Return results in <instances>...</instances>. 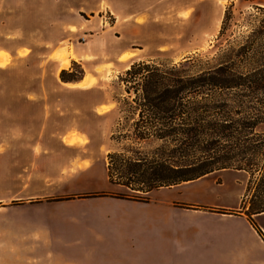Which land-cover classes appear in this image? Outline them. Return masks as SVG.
<instances>
[{
    "label": "rangeland",
    "instance_id": "rangeland-1",
    "mask_svg": "<svg viewBox=\"0 0 264 264\" xmlns=\"http://www.w3.org/2000/svg\"><path fill=\"white\" fill-rule=\"evenodd\" d=\"M229 6L232 20L217 39ZM258 8L264 9V0H0V54L7 58L0 67V264H14L12 247L25 229L50 228L65 242L80 240L59 248L56 259L63 264H87L91 256L79 253L84 250L94 252L91 264L124 257L156 263L165 257L144 246L165 238L167 222L203 226L200 233L210 239L217 237L208 230L216 223L247 224L248 176L231 170L152 191L147 203L84 197L142 196L118 181L114 165V185L109 184V154L142 162L174 160L170 146L152 139L134 143L139 117L129 109L133 95L120 76L136 63L169 67L187 58H193L188 73L199 71L244 42L264 17ZM58 57L69 59L65 70L81 68L76 75H82L85 88L60 82ZM223 93L191 101L223 103L230 110L239 106ZM239 112L228 115L236 120ZM204 116L210 121V114ZM68 135L78 137V144L65 145ZM251 220L264 237V215ZM121 242L143 248L136 254L103 252Z\"/></svg>",
    "mask_w": 264,
    "mask_h": 264
},
{
    "label": "trees",
    "instance_id": "trees-1",
    "mask_svg": "<svg viewBox=\"0 0 264 264\" xmlns=\"http://www.w3.org/2000/svg\"><path fill=\"white\" fill-rule=\"evenodd\" d=\"M258 11L264 13V9ZM232 17L229 6L217 39L227 33ZM192 60L187 58L169 67L136 63L119 78L126 93L133 95L129 109L136 110L139 117L132 128L134 143L152 139L170 146L174 149V160L142 162L109 154V184L114 185L111 173L114 165L118 181L142 196L92 194L84 199L109 196L147 203L146 195L152 191L231 170L248 176L245 189L246 197L250 195L245 211L248 221L252 223L251 216L264 212V132H259L264 125V17L236 50L220 52L213 64L189 74L187 67ZM240 63L249 67L240 68ZM80 71L61 70L59 80L63 84L77 83L82 80V75H76ZM218 92H225L229 101L239 106L230 110L223 103L199 106V102L191 101L197 96L212 99ZM244 103L251 105L245 107ZM232 111H240L242 115L233 120L228 115ZM206 114H210V121H206ZM195 153L202 156L197 158Z\"/></svg>",
    "mask_w": 264,
    "mask_h": 264
},
{
    "label": "crops",
    "instance_id": "crops-1",
    "mask_svg": "<svg viewBox=\"0 0 264 264\" xmlns=\"http://www.w3.org/2000/svg\"><path fill=\"white\" fill-rule=\"evenodd\" d=\"M167 205L173 210H178L172 204ZM184 211H186L184 214L191 216L189 210L185 209ZM176 212L173 215L174 220ZM262 215L264 212L253 216ZM16 225L24 228L19 223ZM164 225L165 238L144 246V251L146 249L154 252V255L164 256V260L148 263L138 257L136 260L124 257L122 259H106L103 264H264V237L248 219L247 224L216 223L208 229L216 233L217 237L213 239L206 237L207 232V234L200 233V231L203 232V226L182 225L176 221H170ZM25 230L27 233L12 247L11 260L14 264H63L61 260L56 259V255L61 254L59 248L66 244L70 245L68 247H75L81 243L78 239L72 241L73 243L65 242L59 234L51 231L50 228ZM142 248L138 243L125 245L121 242L119 245L104 246L103 252H122L124 254L131 251L136 254ZM79 253L89 254L91 257L87 260V264L94 263L93 251L86 252L84 250ZM71 264H80V262L76 261Z\"/></svg>",
    "mask_w": 264,
    "mask_h": 264
},
{
    "label": "bare ground",
    "instance_id": "bare-ground-1",
    "mask_svg": "<svg viewBox=\"0 0 264 264\" xmlns=\"http://www.w3.org/2000/svg\"><path fill=\"white\" fill-rule=\"evenodd\" d=\"M127 55H123L120 59L123 60L124 58H126ZM59 60V62L61 63V69L65 70L67 69L68 65H69V59L66 57H58L57 58ZM7 58L5 54H0V67H4L7 64ZM69 88H85L86 87V81L85 80H81L80 82L76 83V84H63ZM78 137H76L75 135H68L65 136L63 138V142L65 145L67 146H73L78 144Z\"/></svg>",
    "mask_w": 264,
    "mask_h": 264
}]
</instances>
